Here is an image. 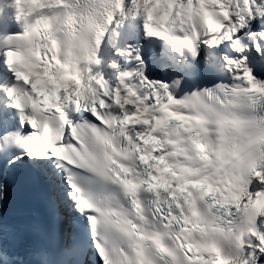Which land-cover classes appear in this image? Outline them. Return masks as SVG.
Masks as SVG:
<instances>
[{
  "label": "snow or ice",
  "instance_id": "6c2138e0",
  "mask_svg": "<svg viewBox=\"0 0 264 264\" xmlns=\"http://www.w3.org/2000/svg\"><path fill=\"white\" fill-rule=\"evenodd\" d=\"M0 264H264V0H0Z\"/></svg>",
  "mask_w": 264,
  "mask_h": 264
}]
</instances>
